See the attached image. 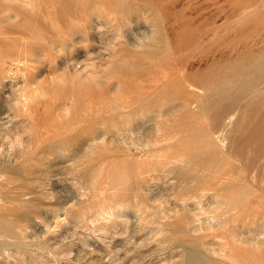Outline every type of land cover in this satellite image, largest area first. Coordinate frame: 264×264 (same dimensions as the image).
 Wrapping results in <instances>:
<instances>
[{"label":"rangeland","instance_id":"374dc122","mask_svg":"<svg viewBox=\"0 0 264 264\" xmlns=\"http://www.w3.org/2000/svg\"><path fill=\"white\" fill-rule=\"evenodd\" d=\"M192 250L264 264V0H0V264Z\"/></svg>","mask_w":264,"mask_h":264},{"label":"bare ground","instance_id":"6f19581e","mask_svg":"<svg viewBox=\"0 0 264 264\" xmlns=\"http://www.w3.org/2000/svg\"><path fill=\"white\" fill-rule=\"evenodd\" d=\"M37 21V20H36ZM68 33V32H67ZM53 34V33H52ZM52 37V36H51ZM109 40V39H108ZM94 86V85H93ZM72 87V86H71ZM75 87V86H74ZM83 88H84V86H83ZM82 88V89H83ZM74 89V88H73ZM87 89V88H86ZM90 89V88H89ZM84 90V89H83ZM91 90V89H90ZM145 90H146V88H145ZM88 91V90H87ZM139 91V90H138ZM142 91V90H141ZM82 92V91H81ZM86 92V91H85ZM147 97V96H146ZM148 99V98H147ZM150 99V98H149ZM149 99H148V101H147V103L149 102ZM151 100V99H150ZM142 101H145V100H143L142 99ZM142 103H144V102H142ZM150 103V102H149ZM25 105V104H24ZM27 107V106H26ZM25 111H26V109H25ZM30 112H31V110H30ZM159 127V126H158ZM202 226V225H201ZM212 230V229H211ZM165 232V231H164ZM235 236V235H234ZM223 252L224 253H222L223 254V256L222 257H228V258H230L231 259V257H230V255L229 254H227V252L225 251V250H223ZM189 258H190V263L189 264H205V261L206 260H203V256H201L200 255V253H198L197 251H194V250H192V252H190V256H189ZM207 259V258H206ZM207 261L209 262L210 260L209 259H207ZM232 262V261H231ZM210 263H212V262H210ZM188 264V263H187ZM209 264V263H208Z\"/></svg>","mask_w":264,"mask_h":264}]
</instances>
